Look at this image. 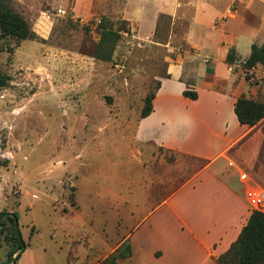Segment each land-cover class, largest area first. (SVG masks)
<instances>
[{
  "label": "rangeland",
  "instance_id": "obj_1",
  "mask_svg": "<svg viewBox=\"0 0 264 264\" xmlns=\"http://www.w3.org/2000/svg\"><path fill=\"white\" fill-rule=\"evenodd\" d=\"M26 2L7 0V6L23 15L37 39H0V75L10 78L0 90V213L15 212L22 240L35 229L30 245L45 246V264H61L71 240L87 232L85 222L100 237L99 251L108 252L205 164L134 138L144 98L168 77L170 64H180L192 9L185 3L178 17L160 14L155 30L143 33L121 19L113 0L97 3L89 19L85 0H62L69 15L51 20L43 12L58 8ZM102 20L124 29L108 62L94 58ZM260 128L253 138L263 144ZM120 198L137 209H115ZM0 245L6 264L9 232Z\"/></svg>",
  "mask_w": 264,
  "mask_h": 264
},
{
  "label": "crops",
  "instance_id": "obj_2",
  "mask_svg": "<svg viewBox=\"0 0 264 264\" xmlns=\"http://www.w3.org/2000/svg\"><path fill=\"white\" fill-rule=\"evenodd\" d=\"M61 1L41 0V5L63 8ZM102 2L85 0V19L93 17L94 6ZM185 3L192 18L185 48L177 56L180 64L169 65L152 112L137 122L134 138L153 150L192 156L205 164L132 224L108 252L99 251L100 237L92 221L85 222L87 232L80 240H71L61 264H100L123 244L131 253L118 264H217L251 214L238 169L249 173L251 186L264 189V143L253 138L264 118L249 128L240 125L234 114L240 97L264 104V66L249 70L253 77L247 80L242 64L253 44H264V0H239L235 10L233 0H113V6L123 10L121 19L144 29L143 33L155 30L160 14L178 17ZM230 49L236 57L231 65L225 62ZM185 90L195 92L197 98L184 97ZM247 149L249 156L244 153ZM119 200L115 209H137L134 201ZM34 232H28L27 247L15 264H45V246L30 245Z\"/></svg>",
  "mask_w": 264,
  "mask_h": 264
},
{
  "label": "trees",
  "instance_id": "obj_3",
  "mask_svg": "<svg viewBox=\"0 0 264 264\" xmlns=\"http://www.w3.org/2000/svg\"><path fill=\"white\" fill-rule=\"evenodd\" d=\"M103 20L99 24L100 36L94 58L108 62L111 60L114 48L121 37L120 30L124 29L122 28L119 31L114 30ZM6 37L13 38L16 42L25 40L34 41L37 39V36L31 31L26 20L19 13L12 11L7 6V0H0V39ZM235 61V51L234 49H230L226 55L225 62L231 65ZM257 65L264 66V44L260 46L253 44L251 46L250 56L243 64L247 80L249 79L248 71ZM9 80L8 76L0 75V90L7 87ZM158 88L159 85L153 93L144 98L140 119L151 114L153 109L152 101ZM183 96L191 100L197 98L195 92L188 90L183 92ZM234 114L240 125L252 128L264 118V104L240 97L234 104ZM16 222L17 215L15 212L0 213V236L4 231L9 232L13 246L6 264H15L27 247V244L16 232ZM130 253L129 245L123 244L108 255L100 264H118L119 260L128 258ZM14 254L15 257L11 258ZM216 263L264 264V214L256 211L250 214L237 240L232 243L227 252L216 259Z\"/></svg>",
  "mask_w": 264,
  "mask_h": 264
},
{
  "label": "built area",
  "instance_id": "obj_4",
  "mask_svg": "<svg viewBox=\"0 0 264 264\" xmlns=\"http://www.w3.org/2000/svg\"><path fill=\"white\" fill-rule=\"evenodd\" d=\"M66 17L69 14L63 8H58L55 13L43 12V17L46 20H51V16ZM72 18V17H71ZM244 64V62H242ZM230 166H236L230 162ZM239 180L245 184L244 197L248 208L251 212L256 211L264 214V190L259 187L251 186V176L245 170L238 169Z\"/></svg>",
  "mask_w": 264,
  "mask_h": 264
},
{
  "label": "water",
  "instance_id": "obj_5",
  "mask_svg": "<svg viewBox=\"0 0 264 264\" xmlns=\"http://www.w3.org/2000/svg\"><path fill=\"white\" fill-rule=\"evenodd\" d=\"M15 226H16V232H17V234H18V236H19V231H18L17 222L15 223Z\"/></svg>",
  "mask_w": 264,
  "mask_h": 264
}]
</instances>
